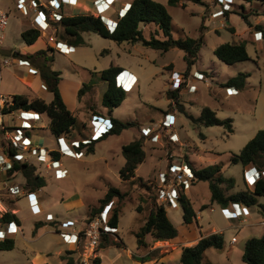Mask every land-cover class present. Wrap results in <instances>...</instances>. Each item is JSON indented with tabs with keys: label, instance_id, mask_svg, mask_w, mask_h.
<instances>
[{
	"label": "rangeland",
	"instance_id": "rangeland-1",
	"mask_svg": "<svg viewBox=\"0 0 264 264\" xmlns=\"http://www.w3.org/2000/svg\"><path fill=\"white\" fill-rule=\"evenodd\" d=\"M88 1L90 4L94 3V0ZM121 1L132 0H116L111 5L113 7L102 6L100 8L95 5L98 12L91 4L88 9L81 10V12L101 13L107 26L111 28L115 21L109 19L112 20L110 23L105 16L108 15L110 8L117 9ZM157 1L165 3L173 17L172 33L174 36H182L186 33L192 37H204L197 61L183 78L182 73L186 71L187 67L183 50L174 48L163 52L141 42L117 43L113 39L103 37L95 32L84 33L83 36L87 44L78 47L71 54L54 51L55 60L52 62V67L61 71L60 88L65 102L78 116L74 129L77 139L96 138L109 127L107 123L105 129L102 128L99 134H94L95 131L90 127L83 128L82 120L87 114L85 105H94L99 110L105 109L101 99L107 84L92 71L103 70L111 64L127 67L131 72L130 75L127 72L123 75L126 96L119 106L113 108L112 116L122 121H134L139 127L124 129L119 134L109 135L100 140L95 145L94 153L87 154L81 150L83 154L80 157L63 155V162L69 168L70 175L63 181H54L50 179L54 170L44 174L47 185L42 190L47 193V198H42L40 193L36 194L40 199V210L35 212L28 205L29 196H23L17 202L20 208L19 216L22 219V231L17 230L13 232L14 234H9V237H13L15 240V247L11 250L0 251V264H35V259L42 261L41 264H60L57 251L60 249L65 251L67 246L62 240L60 231H69L73 227L74 229L81 228L89 214V204L99 202L110 187L119 188L126 193V196L121 201L115 198L111 205L120 207L119 228L113 234H109L110 236L105 241L106 246H102L98 250L103 252L109 249L106 254L110 258L112 253H120L121 264H130L131 258L126 257L122 247L128 245L134 252L140 247V245L137 246L136 232L144 223L151 207L156 204V186L160 184L159 175L162 171L167 170L168 162L174 161L179 164L185 162L184 159H187L186 148H188V160L194 166L221 164L223 175L234 177L236 180L233 191L246 188L242 164L229 163V156L231 153H238L259 129L264 128V47H260L262 49L258 50V56L255 43L248 42L247 50L251 58L234 64H227L220 60L214 54V49L223 42H235L239 41L241 36L248 37L250 34L244 33L248 26L238 12L243 10L249 13V20L252 18L257 21L259 14L264 15V2L242 1L243 5H240L239 0H203V3L181 0L180 5L173 6L168 4V0ZM223 1L229 2L231 6L230 9H227L230 11L228 20L224 18L225 14L220 17L212 15V10L219 9ZM182 3H185V6H182ZM0 7L9 16L8 26L4 32L2 53L12 62L9 65L4 64L0 68V91L25 93L30 98L39 97L33 91L37 93V88L41 87V79L38 74L29 73L35 66L33 64L23 65L18 61L22 58L25 59V55H27L25 51H35L41 42L43 45L48 42L49 46H54L51 45L54 44L51 37L56 38V29L58 31L60 29L55 26L45 33L41 32V39L34 45H28L21 36L22 29L28 28V26L26 27L27 17L17 7L16 0H0ZM253 9L258 10L259 13L252 14ZM64 10L69 14L70 11L67 8ZM262 21L264 22V18ZM227 26H233L235 31H231ZM151 29L145 28L146 36L149 35ZM60 47L66 49L63 44H60ZM198 70L203 75L202 79L196 77ZM240 71L249 73L243 88L236 91L234 88L223 85L228 78ZM28 76L31 77L30 87H27L26 82L22 79H27ZM185 79L180 100L186 110L194 115H199L203 107L208 106L216 112L218 117L232 118L233 132H228L221 125L198 128L183 112L177 109L175 104H170L171 99L168 97L167 91L177 87ZM188 82L196 84V91H186ZM84 85L86 86L85 91L80 94ZM42 93L46 100L51 98L50 91L42 90ZM80 107L82 108L78 109ZM109 113L105 109L102 114L106 120H109ZM166 114L172 117V124L169 127L163 125ZM89 115L87 114L88 117ZM49 122L50 117L45 114L43 120L39 122L41 128L35 129V135L38 136L37 143L45 145L47 148H56V137L49 129ZM145 126L155 128L159 134L158 141H151L143 134L142 128ZM201 131L206 135L205 138L200 136ZM137 138L143 140L146 157L139 165L136 176L130 180H123L119 176V169L125 162L122 146ZM169 140L179 147L176 149V146H168ZM183 142L187 144V147L182 144ZM212 152H217L218 155ZM171 154L174 155L170 157ZM166 161L167 163H165ZM148 186H152V188ZM28 191L30 190L28 189ZM189 192L195 203L200 200L207 201L210 193L209 182L200 180L192 185ZM260 201L264 202L263 198ZM175 202V207L174 204H168L165 205V208L171 222L181 230L182 234L179 237L181 239L188 227L183 222V209L180 201L176 200ZM215 207V212L207 211L213 222L211 225L204 222L203 231L211 232V226L215 223V226L222 231L225 237L226 248L224 250L208 249L205 252L204 264H247L242 260L243 239L241 238L231 255L226 256L231 235L243 236L244 231L239 233L237 229L229 226L224 208L217 204ZM47 210L53 211L54 220H45ZM37 222H41L39 228L36 227ZM146 238L154 245V241L149 235ZM121 240L122 242H120ZM74 248L72 247L69 254L73 256L75 252L77 259L78 254ZM159 248L163 252L161 254L169 250L165 249L168 247ZM175 254L173 250L170 253V258L176 259ZM154 255V258L161 256ZM145 261L136 259V264H144Z\"/></svg>",
	"mask_w": 264,
	"mask_h": 264
},
{
	"label": "trees",
	"instance_id": "trees-1",
	"mask_svg": "<svg viewBox=\"0 0 264 264\" xmlns=\"http://www.w3.org/2000/svg\"><path fill=\"white\" fill-rule=\"evenodd\" d=\"M203 3V0H192ZM249 3L255 1L264 2V0H244ZM181 0H168L169 5H180ZM130 5V6H129ZM126 8V12L118 16L117 23L114 28L110 29L103 21L102 16L97 12H78L73 15H65L60 21L55 22L56 42H66L71 46L85 45L86 41L83 34L85 32H95L103 37L113 39L117 43L141 42L144 45L150 46L157 50L167 52L174 48H179L185 52L184 59L187 63L186 71L182 73L183 78L192 69L198 58V53L204 42V37H192L184 33L182 36H174L172 33L173 17L168 10L165 3L157 0H132ZM185 6V3L181 4ZM129 7V8H128ZM245 9V7L242 6ZM250 10H252L250 8ZM258 10L253 9L252 14H258ZM243 20L252 26L249 20V13L245 11L238 12ZM251 14V15H252ZM145 26H154L149 35H145ZM231 31H235L232 26H227ZM259 30L264 40V25L258 23L254 26ZM21 36L26 44H33L41 36V31L34 27L24 29ZM55 48L48 46L46 49H40L32 54L25 55V59L33 64L39 71V75L47 87V90L53 94V98L47 102L41 97L30 98L24 93L14 94L15 107L33 109L40 112H45L50 117L49 129L55 136H71L75 129L77 117L65 104L60 88L59 82L61 80V71L52 68L54 61ZM52 54L49 55L48 53ZM214 54L227 64H234L236 62L245 61L251 58L247 50V40L240 39L235 42H223L215 47ZM123 68L111 64L108 68L100 70L99 76L107 82V88L104 91L101 103L111 113L113 108L119 106L125 99L126 91L123 87L117 86L116 75L122 71ZM249 76L248 72H238L236 75L228 78L224 82V86L233 87L237 90L243 88ZM185 80L179 83L175 88L167 91L168 97L171 99L170 104H175L177 109L183 112L198 128L200 126H224L228 132H233V121L230 117L220 118L216 112L210 107L205 106L199 115H194L185 109L184 104L180 100V92L183 88ZM84 85L80 94L85 91ZM110 126L96 138H91L87 142L80 141L79 149H83L85 153H94L95 145L102 139L109 135L119 134L124 129L131 127L138 128L139 125L134 121H122L109 116ZM200 136L205 138L206 135L201 131ZM14 150L10 149L9 154H13ZM55 158H58L57 151L51 152ZM122 153L125 158L124 164L119 169V176L123 180H130L136 176L139 165L145 160L146 152L141 138L133 139L122 146ZM187 163L191 167L194 178L192 183L200 180L209 182L210 200L209 203L200 206V210L206 209L209 205L217 203L223 208H227L233 203H242L245 206H259L260 211L264 215V202H260L259 198H264V128L259 129L238 153H231L229 156V163H241L245 170L249 166H256L261 176L253 185L246 183V188L231 191L236 180L234 177H225L223 175L222 165L218 163L208 164L203 167L194 166L188 158ZM169 163V162H168ZM167 163V164H168ZM169 166V165H168ZM167 166V167H168ZM21 174L26 182V188L30 191H35L47 184L46 177L42 175L34 164L13 160L12 166L9 169V174L16 176ZM191 183V184H192ZM152 188V186H148ZM157 196L156 204H154L144 223L136 232L137 242L139 245H146L145 238L149 235L153 241L171 240L178 236L179 230L167 215L165 204L161 202L158 196V186H156ZM126 196L117 187H110L103 198L99 200V204L93 206L86 218L89 222L94 216L103 211L109 204H113L115 198L121 201ZM178 200L183 209L184 224L197 223V208L194 206L191 199L187 196L184 189H180ZM109 224L113 227L119 228L120 221V207H110ZM12 221L19 223L16 214L6 212L0 215V223L7 224ZM39 222L36 223V227ZM110 235L108 233L102 234L99 248L106 246V240ZM119 236V235H118ZM122 242V240L120 241ZM15 240L12 237L0 239V250H11L14 248ZM225 238L222 232H213L206 236H202L198 242L193 245L185 246L180 257V264H204L205 252L209 248H216L223 250L225 247ZM72 250L66 251L63 258L66 259L65 264H75L74 257L70 255ZM142 261L147 260V257H136ZM242 260L247 264H264V234L261 236L249 237L244 245ZM47 264V263H42Z\"/></svg>",
	"mask_w": 264,
	"mask_h": 264
},
{
	"label": "built area",
	"instance_id": "built-area-1",
	"mask_svg": "<svg viewBox=\"0 0 264 264\" xmlns=\"http://www.w3.org/2000/svg\"><path fill=\"white\" fill-rule=\"evenodd\" d=\"M99 1L100 0H94V6L98 5ZM107 1L105 6L109 7L116 0ZM75 2L74 0H16L18 8H20L25 15H33V27L40 31H47L54 28L55 22L60 21L62 17L66 15L64 6ZM229 6V2L223 1V7L214 11L212 15L215 17L223 16L224 10L228 9ZM95 9L97 11L96 6ZM120 14L122 15L123 13L120 12ZM100 15L102 16L101 13ZM8 22V13L0 7V68L4 64L9 65L12 63L10 58L4 57L2 53L4 49V32L8 26ZM73 50L74 46H67L65 52H72ZM18 62L20 64H29V61L24 59H19ZM124 73H126L125 70H122L117 75V86L125 87ZM127 73L130 75L129 72ZM196 77L202 79L203 75L198 72ZM43 87L47 89L45 84H43ZM45 114V112L33 109L15 107L14 95L0 91V182H4V188L14 196H29V205L35 212L40 210V201L33 192L27 191L26 182H12L8 178L6 179L9 175V169L12 166L13 160L34 164L37 171L42 175H44L43 168L47 167L48 169L54 170V176L56 178H62L66 176L67 169L63 168V163L60 158H55L51 152L57 151L60 155L76 158L83 154L81 151L83 149H79L80 141L87 142L91 139H67L66 137H70V135H62L56 137V148H47L45 145H39L37 143L38 136L35 135V129L41 128L39 122L43 120ZM99 121L100 119L98 118L92 120V129L95 131L94 134H99L102 128L105 129L107 123L110 126V121L108 119H102L100 123H98ZM171 124L172 117L166 114L163 125L169 127ZM142 132L151 141H158L159 134L154 127L145 126L142 128ZM10 149L14 150V153L11 155L9 154ZM184 161L185 162L181 164L175 163L174 161L169 162L167 164V166H169H166L167 170L162 171L159 175L160 184H158V196L165 205H175V201L178 200L180 195V189H186L193 181V171L185 159ZM262 173H264V170ZM260 176L261 172L256 166L252 165L244 170V179L248 185H253ZM8 180L10 182H8ZM237 204L238 203H233V205ZM111 205L112 203L94 216L89 222H85L83 228L75 229L72 233H62L65 242L74 244V251L78 254L75 260L76 264H100L97 261V253L102 234H113L118 230V228L111 226L108 222ZM234 213L236 216H241L244 212L242 209L239 211L235 210ZM46 219L53 220L54 217L49 213L46 215ZM17 230L22 231L21 227L15 221L7 224L0 223V239L8 237L10 233L16 232ZM235 239L236 238L233 237L232 241Z\"/></svg>",
	"mask_w": 264,
	"mask_h": 264
},
{
	"label": "crops",
	"instance_id": "crops-1",
	"mask_svg": "<svg viewBox=\"0 0 264 264\" xmlns=\"http://www.w3.org/2000/svg\"><path fill=\"white\" fill-rule=\"evenodd\" d=\"M76 1L75 3H72L70 5H66L64 6V9L67 8L69 12V14L66 13V15H73V14H76L78 12H81V10L83 11V3L86 1V0H74ZM105 2H108L107 0H104ZM242 1L244 0H239L238 3H240V5H243L242 4ZM87 2H89L87 0ZM93 2V1H92ZM129 2V3H128ZM131 1H121L119 7L117 9L115 8H110L109 11H108V17H110L111 19H113L115 22L117 21V18L120 14V12H122V9H123V6L125 4H130ZM93 4V3H91ZM94 5V4H93ZM221 6L219 8H221L223 6V3L220 4ZM130 6V5H129ZM18 7V6H17ZM113 7V6H111ZM231 6L228 7V9H230ZM79 9V10H78ZM215 9L212 10V12H214ZM229 13L230 11L229 10H225V17L227 20L229 18ZM228 16V17H226ZM27 17V24H26V27H33V15H26ZM220 17V16H219ZM256 17V16H255ZM116 18V20H115ZM254 18V17H253ZM257 21L256 19L253 20L252 18H250V21L252 23V26H249L247 23V26L248 28L244 31L249 33L250 35L248 37L245 38V36H241L240 39H246L247 40V43L248 42H252V43H255V50H256V54H258V50L259 49H262L260 48L261 46L264 47V40L261 36V32L259 30H256L254 27L255 24L257 23H260L262 25H264V22L262 21L263 18H264V15L263 14H259V16L257 17ZM228 25V24H227ZM148 27V26H145L144 27V30L145 28ZM233 27V26H232ZM149 28H153L154 29V26H150ZM234 28V27H233ZM26 29V28H23L22 31ZM229 29V28H228ZM50 30V29H49ZM235 30V28H234ZM48 31V30H47ZM43 33H45L46 31H41ZM86 33V32H85ZM243 33V34H244ZM45 35V34H44ZM84 35V34H83ZM42 36H40V38L38 40L41 39ZM51 39H53L54 41V44H51V45H54L53 47L55 48V51L57 52H60L62 54H71L73 52H75L77 50L78 47L80 46H84V45H80V46H74V50L72 52H65V49L64 48H61L60 47V44H63L65 45L66 47L67 46H70L68 43L66 42H56L55 41V37H51ZM85 39V38H84ZM252 39V40H251ZM38 40H36L33 44H30V45H34ZM86 41V40H85ZM126 42V41H125ZM45 43V42H44ZM123 43V42H122ZM86 44H87V41H86ZM85 44V45H86ZM29 45V44H28ZM50 44L48 42L45 43V45H43V42L40 43V45L37 47V49L35 51H25V54H32V53H35L36 51L40 50V49H46ZM63 49V50H62ZM14 54V53H13ZM259 56V54H258ZM23 59V58H22ZM26 60V59H24ZM55 60V59H54ZM54 62V61H53ZM23 65H31V63L29 62V64H24ZM119 66V65H118ZM121 68H123L122 70H125V72H130V69L127 68V67H124V66H120ZM53 68V67H52ZM33 70H37L35 67L32 68ZM54 69V68H53ZM29 71V73H33V74H38V70L37 71ZM193 71V70H192ZM94 74L98 75L99 76V71H92ZM199 72V70L197 71ZM181 75V74H180ZM40 77V75H39ZM29 78V79H28ZM23 81H25L27 87H30V83H31V77L28 76L27 79H24L22 78ZM41 79V77H40ZM187 79V78H186ZM185 79V81H186ZM103 80V79H102ZM62 81V78L59 82V88H60V83ZM105 81V80H103ZM106 82V81H105ZM43 84L44 82L42 81L41 79V87L40 88H37V93L33 91L34 94H37L39 97L43 98L45 101L49 102L52 98H53V94L50 92V95H51V98L49 100H46L45 99V96L44 93H42V90H45V91H48L46 88L43 87ZM107 84V82H106ZM188 86V88H187ZM107 88V85H105V89L104 91L106 90ZM187 88V89H186ZM186 91L187 92H194L196 91L197 89V86L196 84H190V82L187 83L186 85ZM183 89V88H182ZM236 91L237 89L234 88ZM60 91H61V94H62V97H63V100L65 102V98H64V95H63V92L60 88ZM103 91V93H104ZM183 91V90H182ZM182 91L180 93V95L182 94ZM18 92H14V93H10L12 95L16 94ZM102 93V94H103ZM25 94V93H24ZM43 94V95H42ZM66 104V102H65ZM67 106V104H66ZM68 107V106H67ZM69 108V107H68ZM82 107L78 108V109H81ZM84 108L87 109V114H92V113H95L94 115H89V117L87 116L86 114V117H84V119L82 120V126L84 129H87V128H91L92 129V120H94L95 118H98L100 119V121L102 119H105L103 117V112L105 111V109H107L105 107V109H97L96 106L94 105H85ZM71 111L74 112V114L76 115L77 117V120H78V116L76 114V112L74 110H72L71 108H69ZM186 109V107H185ZM77 110V109H76ZM107 111H109L107 109ZM110 112V111H109ZM112 113L110 112L109 113V116H111ZM100 121L98 123H100ZM97 126V125H96ZM67 139H70V138H77L74 134V132L72 133V135L70 137H66ZM184 145H186L187 147V144L186 143H182ZM168 146H171V147H175L176 146V149L179 147L177 146L176 143H173V142H168ZM183 149L185 150V148L183 147ZM188 148H186V154L187 155V158H188V152H187ZM213 154L215 155H218L217 152H212ZM174 154H171L170 157H172ZM63 155H60L59 153V156L58 158H60V160L62 161L63 163V168H66L67 169V173H66V176L62 177V178H56L54 176V172H52V176H51V180H54V181H63L65 180L66 178L69 177L70 175V170L69 168L64 164L63 162V158H62ZM66 157H70V156H67L65 155ZM80 157V156H79ZM167 163V161L165 162ZM205 165H202V166H198V168L200 167H203ZM197 167V166H196ZM223 169V167H222ZM51 171V169H48L47 167L43 168V173H47ZM137 174V173H136ZM9 179L10 181H14V182H21V183H25V179L24 177L19 173L17 174L16 176H12V175H8L6 177V179ZM8 180V182H10ZM47 180V179H46ZM243 180H244V183H245V179H244V169H243ZM198 181H196L195 183H197ZM4 182H0V188H1V194H0V214L3 215L4 213L6 212H12L14 214H16V216L18 217L19 219V223H17L20 227L22 225V219L21 217L19 216V210L20 208L18 207L17 205V202L23 197V196H26V195H17V196H14L12 194H10L5 188H4ZM194 183L190 184L189 187H187L186 189H184L185 193L187 194V196L191 199V201L193 202L194 206L197 208V223L195 224H185L188 228H187V231L183 233V238L179 239L180 235L182 234L181 230H179V234L177 237H175L174 239H171V240H159V241H154L152 245V243L149 242L148 238H145L146 240V245H140V247L137 248V250L134 252L133 250H131L128 245H125L124 247H122V251L126 254V257L127 258H131V263L130 264H136V257H147L148 259L145 261L144 264H180V257H181V254H182V250L185 246H188V245H193L195 244L196 242H198V240L202 237V236H206L208 234H211L213 232H222L220 229H218V227L215 226V223L213 226H211L212 228V231L211 232H205L203 231V227H204V222L208 223L211 225V222L212 221V218L210 215L207 214V211H210V212H215L216 210V207H215V204L217 203H213L211 205H209L206 209L204 210H200V206L203 205V204H207L209 203V200H210V193H209V198L207 201H198V203H195V201L193 200L192 196L190 195V192L189 190H191L192 188V185ZM47 185V184H46ZM45 185V186H46ZM246 185V183H245ZM45 186L35 190V191H30V192H33V194L38 198V196L36 195L37 193H40V195H42V198H47V193L42 190ZM28 191V190H27ZM233 191V189L231 190ZM29 192V191H28ZM27 194V193H26ZM64 198V197H63ZM262 198V197H261ZM259 198V201L260 199ZM38 200L40 201V199L38 198ZM63 200V199H62ZM264 200V198H263ZM261 202V201H260ZM263 202V201H262ZM99 202H95V203H90L89 204V207H88V210H90L93 206H96L98 205ZM28 205H29V199H28ZM219 205V204H217ZM176 206V204L174 205V207ZM226 211H225V214H226V217H228V221H229V226L233 227L234 229H237V231L239 233H243V236L241 235H234L232 234L230 239H229V246H227V250H226V256H229L231 255L232 251L236 248L237 246V243L239 242L240 238L243 239V246L241 247V254H243V250H244V245H245V242L246 240L249 238V237H252V236H261L264 234V215L262 214V212L260 211V207L259 206H245L244 204L242 203H238L237 205H229L227 208H224ZM243 209V215L241 216H236L234 211H239V210H242ZM87 210V211H88ZM89 212V211H88ZM87 212V213H88ZM51 214L53 217H54V213L52 210H47L46 213H45V220L46 221H51V220H47L46 219V215L47 214ZM54 220V219H53ZM41 225V222H39V226ZM85 225V223H84ZM84 225L81 226V228L84 227ZM39 228V227H38ZM37 228V229H38ZM80 227L78 229H81ZM178 228V227H177ZM74 227L72 229H70L69 231H65V230H62L60 231L61 232V235L62 233H66V232H70L72 233L74 231ZM257 232V233H256ZM10 234H14V233H10ZM9 236V235H8ZM235 237L236 239L234 241H232V238ZM13 238V237H12ZM225 238V237H224ZM14 239V238H13ZM62 240L64 243L67 244L66 246V250H58L57 251V254L59 255V263L60 264H65L66 262V259L63 258V255L66 254V251L68 250H72V247H74V244H71V243H68V242H65L64 239H63V236H62ZM139 244L137 243V246ZM226 245V243H225ZM15 247V245H14ZM159 247H168V248H165L166 250L169 249L168 251H165L164 254H161L163 253L162 250L159 248ZM171 247V248H170ZM226 247H224L225 249ZM160 249V250H159ZM210 249V248H209ZM223 249V250H224ZM109 249L105 250V251H101L100 249L98 250V253H97V261L100 263V264H121V256H120V253H112V257L110 258L106 252L108 251ZM174 250V252L176 253V259H171L170 258V253ZM208 250V249H207ZM1 251V250H0ZM159 253V254H158ZM155 254V255H154ZM161 255L160 257L157 256V255ZM154 256H157L156 258L153 257ZM74 263L76 264L75 262V252H74ZM159 258V259H158ZM36 262L35 264H41L42 261L38 260V259H35ZM49 264V263H47Z\"/></svg>",
	"mask_w": 264,
	"mask_h": 264
},
{
	"label": "bare ground",
	"instance_id": "bare-ground-1",
	"mask_svg": "<svg viewBox=\"0 0 264 264\" xmlns=\"http://www.w3.org/2000/svg\"><path fill=\"white\" fill-rule=\"evenodd\" d=\"M106 3H107V2H105L104 0H100V1L98 2V6L102 8V6H105ZM89 6H91V4H90L89 2H87V1H85V2L83 3V10L88 9ZM126 8H127V7L123 6V13L126 11ZM105 18H106V20H107L108 22L112 23V20H109V19H111L110 17L105 16Z\"/></svg>",
	"mask_w": 264,
	"mask_h": 264
},
{
	"label": "clouds",
	"instance_id": "clouds-1",
	"mask_svg": "<svg viewBox=\"0 0 264 264\" xmlns=\"http://www.w3.org/2000/svg\"><path fill=\"white\" fill-rule=\"evenodd\" d=\"M128 8H129V7H128ZM225 10H226V9H225ZM225 10H224V14H225ZM122 11H123V9H122ZM126 11H127V10H126ZM126 11H125V12H126ZM125 12H124V13H125ZM124 13H123V14H124ZM123 14H122V15H123ZM119 16H120V15H119ZM116 22H117V21H116ZM116 22H114L115 25H116ZM261 35H262V34H261ZM70 46H71V45H70ZM118 74H119V73H118ZM118 74H117V75H118ZM117 75H116V82H117ZM120 87H121V86H120ZM123 88H124V87H123Z\"/></svg>",
	"mask_w": 264,
	"mask_h": 264
},
{
	"label": "water",
	"instance_id": "water-1",
	"mask_svg": "<svg viewBox=\"0 0 264 264\" xmlns=\"http://www.w3.org/2000/svg\"><path fill=\"white\" fill-rule=\"evenodd\" d=\"M122 13H123V11H122ZM120 16H121V14H119ZM103 19V18H102ZM103 21H104V19H103ZM105 22V21H104ZM117 23V22H116ZM114 26H115V23H113L112 25H111V28L110 29H112V28H114Z\"/></svg>",
	"mask_w": 264,
	"mask_h": 264
}]
</instances>
